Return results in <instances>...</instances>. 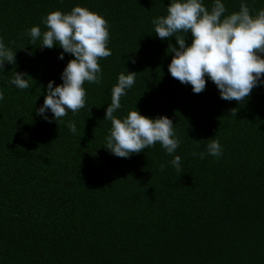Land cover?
Here are the masks:
<instances>
[{"label": "trees", "instance_id": "1", "mask_svg": "<svg viewBox=\"0 0 264 264\" xmlns=\"http://www.w3.org/2000/svg\"><path fill=\"white\" fill-rule=\"evenodd\" d=\"M245 2L252 13L264 8V0ZM168 3L0 0V37L16 51L0 71V264H264V86L238 103L220 99L207 78L193 93L171 77L175 40L156 37L151 23ZM224 3L230 13L240 0ZM77 4L107 21L111 55L98 61L100 83L84 82L85 106L57 123L47 113L48 122L35 109L73 57L57 59L58 46L40 48L25 32L45 30L48 12ZM13 71L28 75V89L8 83ZM126 71L134 84L114 115L136 108L170 118L181 140L178 171L161 170L172 155L158 143L128 158L104 148V109ZM213 136L222 155L194 157Z\"/></svg>", "mask_w": 264, "mask_h": 264}, {"label": "clouds", "instance_id": "2", "mask_svg": "<svg viewBox=\"0 0 264 264\" xmlns=\"http://www.w3.org/2000/svg\"><path fill=\"white\" fill-rule=\"evenodd\" d=\"M166 14L153 17L154 35L162 40L174 38L172 58L167 65L168 73L181 84L191 86L193 93L205 88L206 78L218 90L225 101L243 102L250 91L264 86V8L250 12L245 0H240L237 11L227 12L224 0H211L206 7L203 0H169ZM45 26L33 25L25 32L29 43L39 40L40 48L51 49L54 45L62 51L57 59H69L62 69L61 83L45 85L43 103L35 109L36 115L56 123L71 112L85 106L84 82L99 84L101 67L98 61L111 55L107 47L109 31L107 21L88 8L74 5L69 11L53 10L40 21ZM190 35V42L187 37ZM23 49V48H22ZM15 52L0 37V71L4 64H15ZM30 54V53H29ZM136 73L120 72L111 87V100L104 109V120L110 121L104 141L110 154L128 158L134 153L151 148L158 143L172 159L160 164L161 170L171 166L180 169L181 157L174 155L181 140L172 120L164 115L149 118L138 110H129L125 116L114 115L121 108L120 99L134 84ZM28 75L13 71L8 83L17 89H28ZM4 95L0 93V101ZM70 132H76L72 120L66 121ZM215 136V135H214ZM214 136L207 140L203 150L192 155L204 159L205 155L219 158L222 145Z\"/></svg>", "mask_w": 264, "mask_h": 264}]
</instances>
